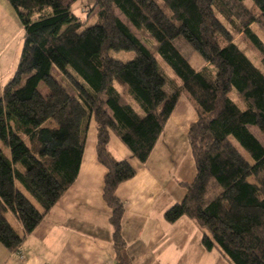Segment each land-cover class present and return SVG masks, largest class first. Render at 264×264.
Returning a JSON list of instances; mask_svg holds the SVG:
<instances>
[{
    "label": "trees",
    "instance_id": "trees-1",
    "mask_svg": "<svg viewBox=\"0 0 264 264\" xmlns=\"http://www.w3.org/2000/svg\"><path fill=\"white\" fill-rule=\"evenodd\" d=\"M8 1L23 26V45L0 98V242L18 249L76 181L94 121L116 264H131L116 190L136 169L112 154L110 136L147 162L187 94L197 112L188 134L196 173L164 217L193 219L204 248L231 264H264V143L252 130L264 134V69L234 39L244 34L264 65V40L252 27L264 29V0H96L90 25L73 11L79 0ZM178 38L207 65L193 67ZM120 51L135 53L120 60L113 55ZM159 58L180 80L172 91ZM8 213L21 221L22 233Z\"/></svg>",
    "mask_w": 264,
    "mask_h": 264
},
{
    "label": "crops",
    "instance_id": "crops-1",
    "mask_svg": "<svg viewBox=\"0 0 264 264\" xmlns=\"http://www.w3.org/2000/svg\"><path fill=\"white\" fill-rule=\"evenodd\" d=\"M22 45L18 14L8 0H0V98L15 74ZM196 120L194 110L181 100L145 163L111 133L112 154L136 169L116 190L125 205L122 232L131 264H231L219 250L204 248L203 230L193 219L168 222L164 217L184 198V183L195 177L188 134ZM96 146L92 121L76 181L18 249L9 250L0 242V264H116L111 208L103 196L107 168L98 160ZM8 214L22 233L21 221Z\"/></svg>",
    "mask_w": 264,
    "mask_h": 264
},
{
    "label": "rangeland",
    "instance_id": "rangeland-1",
    "mask_svg": "<svg viewBox=\"0 0 264 264\" xmlns=\"http://www.w3.org/2000/svg\"><path fill=\"white\" fill-rule=\"evenodd\" d=\"M247 3L249 5H251L250 1H247ZM73 11H75L80 18L85 21L86 24L90 25L93 24L96 19H97V11L98 8L96 7V0H79L73 7ZM118 15L121 17V19L127 23H129L127 21V19L120 13L118 12ZM133 31L136 33V35L138 37H140L145 43H147V45L149 47H152V49H154V44L153 41L150 40L144 33L140 32L139 30H137L135 27H133L131 25ZM253 29L256 33H258V35L262 38V40H264V29L259 25V24H254ZM235 41L236 43L241 47V49L251 58V60L258 65L259 67H261L262 69H264V65L262 62V54L260 53V51H258L256 49V47H254V45L245 37L244 34H236L235 35ZM176 47L178 48V50L183 54V56L192 64L193 67H195L196 69H202L203 67H205L207 65V63L204 61V59L194 50V48L187 43L183 38H178L177 40L174 41ZM134 51H120V52H114L113 55L115 58L120 59V60H128L133 58L134 56ZM159 62L162 66V68L164 69V71L168 74L169 76V82H168V90L172 91L175 88L180 86V80L178 78L175 77V75L173 74V72L165 65V63L162 61L161 58H159ZM17 63L15 64V69L17 67ZM55 76L61 80V74L58 71L54 72ZM45 90L44 87H42V91ZM231 97L237 101L239 103V105L241 107H244V104L242 102V100L237 97V95H235L233 92L231 93ZM185 101L186 103H188L190 105V107L194 110L196 116H197V112L195 110V107L193 105V103L191 102V100L189 99V96L187 94H183L179 100L180 101ZM253 132L258 136V138L264 143V134H262L258 129H256L255 127H252ZM5 152H8V149L5 147L4 148ZM188 156L185 154V158H187ZM190 159L192 160L193 164H194V159L192 156V153L190 152ZM195 166V165H194ZM8 218L10 219V221L12 222V224L14 226L17 227V221H15V219L8 214L7 215ZM216 254V253H215Z\"/></svg>",
    "mask_w": 264,
    "mask_h": 264
}]
</instances>
